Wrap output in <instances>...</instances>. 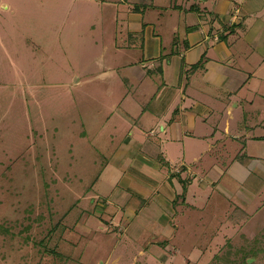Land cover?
<instances>
[{
  "label": "rangeland",
  "instance_id": "374dc122",
  "mask_svg": "<svg viewBox=\"0 0 264 264\" xmlns=\"http://www.w3.org/2000/svg\"><path fill=\"white\" fill-rule=\"evenodd\" d=\"M2 1L10 7L0 5V264H151L157 260L151 244L141 242L138 249L128 238L118 243L126 237V224L114 217V206L128 199L126 211L143 212L138 218L143 225L131 219L129 236L148 241L154 229L162 232L152 214L159 213V205L141 209L143 200L129 188L131 169L111 162L112 156L120 159L114 153L126 142L127 128L117 118L122 98L144 73L140 48L115 57L119 65L131 55L133 64L111 69V54L100 53L121 26L99 25L104 14L73 10L66 16L56 5ZM154 74L147 84L162 81ZM116 131L120 135L111 143ZM159 144L146 142L154 156ZM213 192L202 206L207 216L217 217L225 207L217 205ZM106 196L122 201L108 203ZM205 228L212 237L206 239L199 228L194 234L178 232L173 245L178 251L166 241L159 264H236L245 257L238 250L212 249L221 238L217 218L210 217ZM162 233L169 239L171 228Z\"/></svg>",
  "mask_w": 264,
  "mask_h": 264
},
{
  "label": "crops",
  "instance_id": "0c3cea01",
  "mask_svg": "<svg viewBox=\"0 0 264 264\" xmlns=\"http://www.w3.org/2000/svg\"><path fill=\"white\" fill-rule=\"evenodd\" d=\"M21 1L56 5L66 16L73 10L98 12L104 14L98 20L104 27L115 21L121 28L100 53L111 54V69L133 64L131 55H122L119 65L115 57L140 48L144 73L137 85H128L122 98L125 108L119 109L117 118L127 128L126 142L114 153L120 159L112 156L111 162L131 169L129 188L143 200L141 209L157 203L160 211L151 212L153 220L160 231L171 228L172 234L168 239L154 229L148 241L133 232L129 236L131 219L138 221L143 212L126 211L125 199L114 206V217L126 224V237L118 243L128 238L138 249L151 244L157 257L151 264H159L166 241L178 251L173 247L179 242L178 232L194 234L199 228L206 239L212 237L213 231L205 226L214 217L221 238L212 249L242 252L245 257L236 264H264V0ZM0 5L10 7L5 1ZM123 12L125 26L120 22ZM77 23L69 24L79 33ZM154 72L162 81L147 84ZM113 127L116 130L117 125ZM116 133H110L111 143L120 135ZM149 139L160 143L156 156L146 145ZM210 186L217 205L225 207L217 217L207 216L202 206L214 193ZM106 198L108 203L122 201Z\"/></svg>",
  "mask_w": 264,
  "mask_h": 264
}]
</instances>
